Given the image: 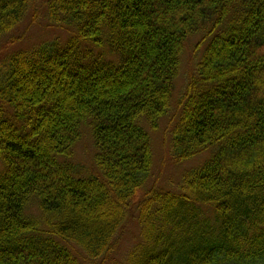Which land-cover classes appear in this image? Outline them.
<instances>
[{"label":"trees","instance_id":"obj_1","mask_svg":"<svg viewBox=\"0 0 264 264\" xmlns=\"http://www.w3.org/2000/svg\"><path fill=\"white\" fill-rule=\"evenodd\" d=\"M38 1L69 36L0 59V264H264V0H0V54ZM194 34L169 151L214 152L137 201L144 124L168 111ZM86 120L99 171L81 176L66 160ZM132 209L140 241L120 262Z\"/></svg>","mask_w":264,"mask_h":264},{"label":"rangeland","instance_id":"obj_2","mask_svg":"<svg viewBox=\"0 0 264 264\" xmlns=\"http://www.w3.org/2000/svg\"><path fill=\"white\" fill-rule=\"evenodd\" d=\"M11 35L18 38L17 41L3 48L0 59L9 53L36 47L43 43L56 42L62 44L69 36V32L58 26L52 25L47 18L43 2H36L34 8H30L21 23L12 31ZM198 34L190 36L184 45L181 54V62L178 74L174 80L170 106L166 114L160 118L158 127L150 129L144 124L151 137L152 166L145 179L144 185L136 195L137 201L151 190H177L183 173L191 168L199 167L214 152V147L198 152L194 156L176 160L169 151L170 132L177 122L181 111L180 102L185 94L188 77L195 71V65L199 61L205 42L201 41ZM194 70V71H193ZM96 148L93 145V137L89 122L81 123L80 135L73 146L72 156L66 161L76 166V172L81 176L94 175L99 170L94 162ZM98 171H97V170ZM33 217L38 218L36 200H32L28 211ZM209 212L207 215H210ZM117 249L111 253V257L123 262L125 256L140 241V227L137 220V211L132 209L117 234ZM112 264V263H104Z\"/></svg>","mask_w":264,"mask_h":264}]
</instances>
